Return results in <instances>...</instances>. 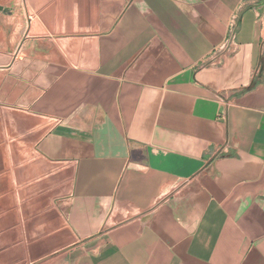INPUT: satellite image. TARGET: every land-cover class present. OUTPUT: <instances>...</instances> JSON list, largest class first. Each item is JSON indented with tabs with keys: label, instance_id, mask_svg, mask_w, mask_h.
<instances>
[{
	"label": "crops",
	"instance_id": "1",
	"mask_svg": "<svg viewBox=\"0 0 264 264\" xmlns=\"http://www.w3.org/2000/svg\"><path fill=\"white\" fill-rule=\"evenodd\" d=\"M0 54V264H264V0H0Z\"/></svg>",
	"mask_w": 264,
	"mask_h": 264
},
{
	"label": "built area",
	"instance_id": "2",
	"mask_svg": "<svg viewBox=\"0 0 264 264\" xmlns=\"http://www.w3.org/2000/svg\"><path fill=\"white\" fill-rule=\"evenodd\" d=\"M234 25H235V17H232L228 23L227 36L224 42L222 43V45L220 46L221 47L220 49L224 47L229 48L233 38L235 37Z\"/></svg>",
	"mask_w": 264,
	"mask_h": 264
},
{
	"label": "water",
	"instance_id": "3",
	"mask_svg": "<svg viewBox=\"0 0 264 264\" xmlns=\"http://www.w3.org/2000/svg\"><path fill=\"white\" fill-rule=\"evenodd\" d=\"M9 57L0 54V65H5L9 62Z\"/></svg>",
	"mask_w": 264,
	"mask_h": 264
}]
</instances>
